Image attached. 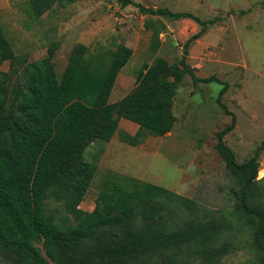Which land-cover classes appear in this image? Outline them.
<instances>
[{
    "label": "trees",
    "instance_id": "trees-1",
    "mask_svg": "<svg viewBox=\"0 0 264 264\" xmlns=\"http://www.w3.org/2000/svg\"><path fill=\"white\" fill-rule=\"evenodd\" d=\"M79 1L28 0L30 16L38 19L55 6ZM118 1L146 15L190 19L202 30L186 42L172 70L164 59L144 63L136 88L117 103L110 99L117 76L133 56L130 47L121 44L111 53L79 44L59 77L53 44L48 57L24 69L25 82L11 89L1 67L18 57L0 24V256L15 264H220L224 256L247 249L255 257L249 264H264V177L259 179L264 141L252 159L237 163L224 143L236 125L221 101L226 85L214 77L197 78L187 63L189 46L208 23L188 12ZM186 74L194 83L224 85L217 101L233 122L217 135L216 150L237 178L235 207L210 210L164 187L113 173L102 184L94 211L82 210L96 172L83 160L88 147L97 139L109 143L117 132L131 147L171 133L177 124L175 98ZM75 91L94 98L92 106L79 100L69 104ZM120 118L137 124V133L119 131ZM50 200L61 203L72 218L59 221L47 214Z\"/></svg>",
    "mask_w": 264,
    "mask_h": 264
},
{
    "label": "rangeland",
    "instance_id": "rangeland-1",
    "mask_svg": "<svg viewBox=\"0 0 264 264\" xmlns=\"http://www.w3.org/2000/svg\"><path fill=\"white\" fill-rule=\"evenodd\" d=\"M131 1L147 9L192 13L208 23L203 36L189 46L187 63L197 78L214 77L226 85L221 101L235 115L236 125L224 143L239 165L248 162L264 141V0ZM0 23L18 57L17 62L7 61L1 67L9 74L11 89L25 82L24 69L48 57L53 44L52 62L59 77L79 44L111 53L121 44L130 47L133 56L117 76L110 103L122 101L136 88L144 63L151 65L160 58L172 70L183 57L186 42L202 30L190 19L146 15L135 5L123 7L118 0H80L67 7L55 6L38 19L30 16L28 0H9L0 5ZM223 87L194 83L186 74L175 98L177 124L171 133L149 137L138 147L122 143L118 132L109 143L95 140L83 155L96 172L80 208L93 212L105 179L118 173L164 187L210 210H232V189L238 188V181L216 150L217 135L233 122L217 101ZM78 100L88 106L94 102L75 91L68 103ZM138 129L137 124L119 119V131L135 135ZM259 161L262 179L264 151ZM46 212L56 214L59 221L63 216L72 218L61 203L52 200ZM36 247L45 255L41 244ZM254 259L242 249L224 256L220 264H249ZM13 262L0 256V264Z\"/></svg>",
    "mask_w": 264,
    "mask_h": 264
},
{
    "label": "crops",
    "instance_id": "crops-1",
    "mask_svg": "<svg viewBox=\"0 0 264 264\" xmlns=\"http://www.w3.org/2000/svg\"><path fill=\"white\" fill-rule=\"evenodd\" d=\"M6 2H9V0H4L3 2L0 3V5L2 4H6ZM1 24V23H0ZM139 127V126H138Z\"/></svg>",
    "mask_w": 264,
    "mask_h": 264
}]
</instances>
